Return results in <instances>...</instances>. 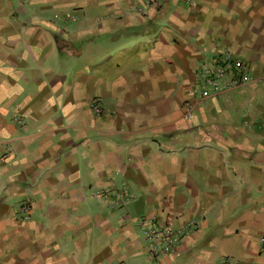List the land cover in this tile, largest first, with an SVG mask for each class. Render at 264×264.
Segmentation results:
<instances>
[{
	"label": "crops",
	"instance_id": "0c3cea01",
	"mask_svg": "<svg viewBox=\"0 0 264 264\" xmlns=\"http://www.w3.org/2000/svg\"><path fill=\"white\" fill-rule=\"evenodd\" d=\"M147 214L193 224L151 256ZM219 261L264 264V0H0V264Z\"/></svg>",
	"mask_w": 264,
	"mask_h": 264
},
{
	"label": "built area",
	"instance_id": "2783aa9c",
	"mask_svg": "<svg viewBox=\"0 0 264 264\" xmlns=\"http://www.w3.org/2000/svg\"><path fill=\"white\" fill-rule=\"evenodd\" d=\"M247 70L248 66L246 61L237 58L229 51L222 52L212 65L201 67L199 70L198 77L200 83L198 85L201 87L199 99L221 94L249 81L251 77ZM89 108L95 115L100 113V104L97 99L91 100ZM116 193L120 197L121 203L132 195L127 194L123 187L118 188ZM93 194L108 202V191L106 189L95 191ZM27 205L24 203L22 207L26 210ZM191 224H193V220H187L173 227L169 222L155 214L140 215L137 217L138 229L151 256L173 250L183 231ZM218 264L223 263L219 261Z\"/></svg>",
	"mask_w": 264,
	"mask_h": 264
}]
</instances>
